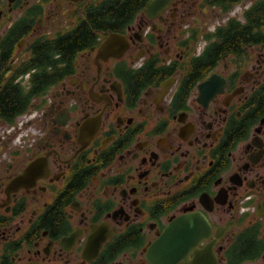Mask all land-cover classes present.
<instances>
[{
	"label": "flooded vegetation",
	"instance_id": "obj_1",
	"mask_svg": "<svg viewBox=\"0 0 264 264\" xmlns=\"http://www.w3.org/2000/svg\"><path fill=\"white\" fill-rule=\"evenodd\" d=\"M126 1L0 0V264H264V0Z\"/></svg>",
	"mask_w": 264,
	"mask_h": 264
},
{
	"label": "trees",
	"instance_id": "obj_2",
	"mask_svg": "<svg viewBox=\"0 0 264 264\" xmlns=\"http://www.w3.org/2000/svg\"><path fill=\"white\" fill-rule=\"evenodd\" d=\"M140 0H129V1H126L122 7L119 9L118 13H116L117 17H123L126 13L128 14L130 12V10L139 2ZM82 34V36L80 35ZM78 37L80 41H83L85 40L87 37H88V31H87V34L85 33V30L84 28H81L79 30V33H78ZM237 37V35H234L232 37H229L228 41H231V40H235ZM77 41H73V44H76ZM68 49V47H67ZM16 104H17V101L15 100V96L14 94L11 96V95H4L2 96L1 98V101H0V113H5V114H11L13 113L14 111H16Z\"/></svg>",
	"mask_w": 264,
	"mask_h": 264
},
{
	"label": "water",
	"instance_id": "obj_3",
	"mask_svg": "<svg viewBox=\"0 0 264 264\" xmlns=\"http://www.w3.org/2000/svg\"><path fill=\"white\" fill-rule=\"evenodd\" d=\"M168 0H154L152 4L150 5V8H154L156 6H160L164 3H166Z\"/></svg>",
	"mask_w": 264,
	"mask_h": 264
}]
</instances>
